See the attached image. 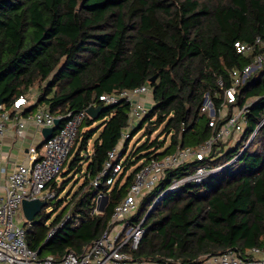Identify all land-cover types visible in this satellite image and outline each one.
<instances>
[{"label": "trees", "instance_id": "obj_1", "mask_svg": "<svg viewBox=\"0 0 264 264\" xmlns=\"http://www.w3.org/2000/svg\"><path fill=\"white\" fill-rule=\"evenodd\" d=\"M257 36L264 37V0H0L1 105L9 109L36 86V102L23 116L42 106L56 116L90 104L102 107L96 119L102 122L96 129H86L94 122L88 116L79 125L60 172V176L64 171L80 175L89 191L68 212L74 195L50 222L39 213L26 231L28 248L38 251L39 257L80 253L105 230L114 206L142 165L207 141L213 128L201 112L204 98L207 95L215 110L220 109L224 91L231 85L229 73L252 58L237 54L234 43L251 42ZM154 75L150 83L154 105L131 132L133 138L142 131L144 140L129 153L131 138L126 140L115 184L108 188L103 181L93 188L91 181L102 173L108 152L119 143L129 112L123 101L103 106L98 97L137 88ZM263 94L261 68L239 87L228 113ZM263 119L264 100H258L247 114L245 136ZM222 123L216 121V127ZM161 126V135L150 139ZM169 139L168 147L158 152ZM218 143L212 146L211 155L216 157L212 165L229 160L237 150L217 157ZM193 166L168 172L161 184ZM161 184L143 200L138 219ZM54 190L57 197L50 203L57 201L53 203L57 208L63 203L58 199L61 188ZM101 192L107 203L101 214H91ZM67 213L73 219L59 226ZM263 242L264 123L235 163L199 185L187 184L165 194L146 217L138 248L124 251L132 261L199 264L204 255L229 250L243 254Z\"/></svg>", "mask_w": 264, "mask_h": 264}, {"label": "built area", "instance_id": "obj_2", "mask_svg": "<svg viewBox=\"0 0 264 264\" xmlns=\"http://www.w3.org/2000/svg\"><path fill=\"white\" fill-rule=\"evenodd\" d=\"M234 47L240 56L252 58L242 69H234L229 73L231 85L225 89L223 102L218 111L215 110L211 99L205 96L201 112H205L210 118L209 126L213 128L211 137L197 147L178 148L173 153L153 157L142 165L134 174L126 195L114 206L105 230L78 254L68 251L60 258L52 255L39 257L38 251L26 245L27 232L24 226L15 223L14 218L15 216L21 218L23 200L38 199L47 205L57 197L54 188L59 186L58 178L74 144L79 125L88 116L87 108L96 105L90 104L80 111H68L58 116L50 113L46 106L23 116L24 110L33 104L27 95L14 100L9 109L0 105V145L9 131L14 139L26 143L24 161L9 165L0 162V264H167L162 261H132L124 249L138 248L145 233L146 217L165 194L176 192L187 184L199 185L209 176L236 162L255 139L264 123V119L261 120L245 136L249 109L258 100H264V94L252 98L240 107L233 106L228 113L229 107L236 102L239 87L254 70L264 68V37L257 36L251 42H235ZM218 84L221 86V81H218ZM98 100L103 106L114 105L120 101L129 105L127 126L121 134V139L108 152L102 173L91 181L93 188H97L103 181L111 188L122 169L125 141L131 138V132L140 125L154 105L152 88L150 83L146 82L131 90L102 94ZM146 105L150 107L146 108ZM55 118L60 119L61 127L44 141L41 130L54 127ZM218 120H223V123L216 127ZM29 126H33L39 133L37 141L27 136ZM230 137H237L235 145H239L233 158L212 165L211 162L216 159L211 155L212 146ZM187 164L194 166L180 177L174 176L167 184H161L167 179L168 172ZM160 184L163 185L162 188L149 204L145 215L138 219V211L143 200ZM104 197V193H97L91 214L102 213L103 210H99L101 207L99 201ZM71 218L67 213L59 226ZM75 224H78L77 219ZM59 226L52 229L47 238H50ZM199 264H264V242L243 254L229 250L221 254L204 255Z\"/></svg>", "mask_w": 264, "mask_h": 264}, {"label": "rangeland", "instance_id": "obj_3", "mask_svg": "<svg viewBox=\"0 0 264 264\" xmlns=\"http://www.w3.org/2000/svg\"><path fill=\"white\" fill-rule=\"evenodd\" d=\"M37 95H38V88L36 86L31 88V90L27 93V96H29L30 100L36 99ZM149 107H150V105H146V108H149ZM101 122H102L101 120H94L93 124L86 127V129L87 130L88 129H96L100 125ZM162 127L163 126H161L156 132H154L150 136V139H155L158 136H160L161 135L160 132H161ZM97 134H98V132L94 135L93 140L96 138ZM159 139H162V136L159 137ZM236 139H237V137H235V138L230 137V138L226 139L225 141L219 142L217 144V147H216V150L218 153L217 157L223 156L226 153L229 154V152L233 148H238L239 145H237V146L235 145ZM93 140L91 139L89 141L88 149H90V147L92 146ZM143 140H144V138L142 139V131H138L133 136V138H131V140L129 141L127 153H129V151L132 150L133 147L138 146ZM169 141H170V139L166 141V143L164 144L163 147L159 148L158 152L159 151L161 152L166 147H168ZM230 153H232V152H230ZM219 154H221V155H219ZM233 156L230 159H232ZM225 161H228V159ZM64 170H66V166L64 167ZM67 173H68L67 171H64L62 173V176H59V178H58V182H59L58 185L61 188V192L59 193L58 199L63 200L62 205L57 207V208H54L53 203H56L57 201L52 202V203H50L51 202L50 201L40 212V214L43 213L42 214L43 217L45 218V220L47 219L48 222H50L54 217H56V215H58L61 212L62 208H64L65 206H68V201L71 200L74 195H76V199H73L74 202L71 203V206L69 205V207H68V212H72L74 205L80 199V195L89 191V185L86 186L84 184V180L82 177H80V175H76L75 172L71 175H68ZM119 174H120V172L118 173V175ZM67 176H68V178H66ZM63 178H64V180H63ZM62 180H63V182H62ZM78 192H80V193L78 194ZM99 204H100V206L103 205V199L99 201ZM14 221H15V223L17 222L20 226H24L26 231L31 226V224L29 222H27V220L24 217L22 212H21V218H20V216L19 217L15 216Z\"/></svg>", "mask_w": 264, "mask_h": 264}, {"label": "water", "instance_id": "obj_4", "mask_svg": "<svg viewBox=\"0 0 264 264\" xmlns=\"http://www.w3.org/2000/svg\"><path fill=\"white\" fill-rule=\"evenodd\" d=\"M155 78H156V75L152 76V78L149 80V83L154 82ZM0 105H1V100H0ZM101 110H102V107L100 105H98L96 107L90 106L87 108L86 113L90 118L96 120L98 118L99 114L101 113ZM60 123H61L60 119L55 118L54 127L43 128L41 130V135H42L44 141L51 137L54 130L60 126ZM106 202H107V198L104 197L103 198V205L99 209L100 211H102L104 209ZM45 206H46V203L43 201H39L38 199L23 200L22 204H21V210H22V213H23L24 217L26 218L27 222L32 224L35 217L41 212V210Z\"/></svg>", "mask_w": 264, "mask_h": 264}, {"label": "crops", "instance_id": "obj_5", "mask_svg": "<svg viewBox=\"0 0 264 264\" xmlns=\"http://www.w3.org/2000/svg\"><path fill=\"white\" fill-rule=\"evenodd\" d=\"M29 101L34 104L36 102V99H29ZM27 136L29 138H32L34 141H37L40 137L39 133L33 126L28 127ZM25 150L26 143L14 139L11 131H9L2 144L0 145V162H5L7 163V165L14 162L20 163L26 159Z\"/></svg>", "mask_w": 264, "mask_h": 264}]
</instances>
